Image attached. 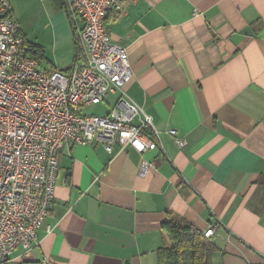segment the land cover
I'll use <instances>...</instances> for the list:
<instances>
[{"label": "crops", "instance_id": "obj_1", "mask_svg": "<svg viewBox=\"0 0 264 264\" xmlns=\"http://www.w3.org/2000/svg\"><path fill=\"white\" fill-rule=\"evenodd\" d=\"M56 7V41L75 55L78 30L65 0ZM106 27L161 141L146 154L156 167L142 178L131 147L66 144L40 245L6 264H159L168 214L218 225L212 264H264V0H125Z\"/></svg>", "mask_w": 264, "mask_h": 264}, {"label": "built area", "instance_id": "obj_2", "mask_svg": "<svg viewBox=\"0 0 264 264\" xmlns=\"http://www.w3.org/2000/svg\"><path fill=\"white\" fill-rule=\"evenodd\" d=\"M124 1L65 0L82 56L60 71L40 69L10 1L0 0V264L18 248L29 252L40 245L66 144H98L109 154L116 144L131 147L141 156L142 178L156 167L146 154L162 151L161 141L151 117L127 93L129 55L106 27L108 15ZM114 94L119 98L108 115L85 114ZM168 133L178 148L188 145L175 130ZM217 228L209 226L205 237L211 239Z\"/></svg>", "mask_w": 264, "mask_h": 264}, {"label": "rangeland", "instance_id": "obj_3", "mask_svg": "<svg viewBox=\"0 0 264 264\" xmlns=\"http://www.w3.org/2000/svg\"><path fill=\"white\" fill-rule=\"evenodd\" d=\"M14 16L21 25L27 41V47L40 51L38 60L40 69H66L75 61L74 50L69 48L67 41L57 42L54 31L57 11L56 0H9ZM72 28V27H71ZM79 42V38L77 36ZM74 46L73 41L71 42ZM74 48V47H73ZM41 55V56H40ZM86 115L104 114L102 105H96Z\"/></svg>", "mask_w": 264, "mask_h": 264}, {"label": "trees", "instance_id": "obj_4", "mask_svg": "<svg viewBox=\"0 0 264 264\" xmlns=\"http://www.w3.org/2000/svg\"><path fill=\"white\" fill-rule=\"evenodd\" d=\"M24 39L27 45L26 38ZM75 51L74 63L82 56L77 38L75 39ZM28 52L38 60L40 51L28 48ZM163 229L171 238L172 246L159 250V264H212L211 255L219 248L205 237V232L173 214H168Z\"/></svg>", "mask_w": 264, "mask_h": 264}]
</instances>
